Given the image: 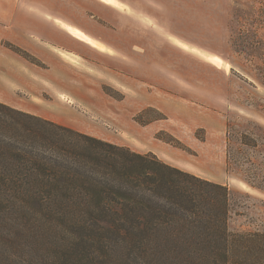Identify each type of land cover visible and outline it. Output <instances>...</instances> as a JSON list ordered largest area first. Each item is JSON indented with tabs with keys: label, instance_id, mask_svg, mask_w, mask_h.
I'll return each instance as SVG.
<instances>
[{
	"label": "rangeland",
	"instance_id": "1",
	"mask_svg": "<svg viewBox=\"0 0 264 264\" xmlns=\"http://www.w3.org/2000/svg\"><path fill=\"white\" fill-rule=\"evenodd\" d=\"M120 1L0 0V103L227 185L229 230L259 228L264 192L227 171V148L262 162L264 0ZM69 223L0 201V264H149L144 248L174 247L101 246Z\"/></svg>",
	"mask_w": 264,
	"mask_h": 264
},
{
	"label": "trees",
	"instance_id": "2",
	"mask_svg": "<svg viewBox=\"0 0 264 264\" xmlns=\"http://www.w3.org/2000/svg\"><path fill=\"white\" fill-rule=\"evenodd\" d=\"M238 142L253 153L258 146L247 136ZM245 153L230 145L227 171L264 192V154L244 166ZM233 193L153 153L0 103V201L66 219L101 246H174L144 248L149 264H264V222L249 231L228 228Z\"/></svg>",
	"mask_w": 264,
	"mask_h": 264
},
{
	"label": "bare ground",
	"instance_id": "3",
	"mask_svg": "<svg viewBox=\"0 0 264 264\" xmlns=\"http://www.w3.org/2000/svg\"><path fill=\"white\" fill-rule=\"evenodd\" d=\"M63 27L66 29V31L71 36L88 43L89 45H91L92 47H94L95 49L99 51H102V52L106 51L107 53H111V49L107 48L103 43L85 34L83 31H81L77 27L72 26V25H64Z\"/></svg>",
	"mask_w": 264,
	"mask_h": 264
},
{
	"label": "crops",
	"instance_id": "4",
	"mask_svg": "<svg viewBox=\"0 0 264 264\" xmlns=\"http://www.w3.org/2000/svg\"><path fill=\"white\" fill-rule=\"evenodd\" d=\"M101 1H105L115 7H118L119 4H121L122 2L120 0H101ZM123 4V3H122ZM104 5V4H103ZM82 31V30H81ZM85 33V32H84ZM152 153H154L155 155H157V153L153 150H151Z\"/></svg>",
	"mask_w": 264,
	"mask_h": 264
}]
</instances>
